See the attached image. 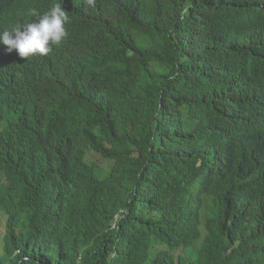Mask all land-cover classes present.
I'll return each mask as SVG.
<instances>
[{"label": "trees", "instance_id": "trees-1", "mask_svg": "<svg viewBox=\"0 0 264 264\" xmlns=\"http://www.w3.org/2000/svg\"><path fill=\"white\" fill-rule=\"evenodd\" d=\"M56 3L0 45V264H264V0L0 10Z\"/></svg>", "mask_w": 264, "mask_h": 264}, {"label": "clouds", "instance_id": "clouds-1", "mask_svg": "<svg viewBox=\"0 0 264 264\" xmlns=\"http://www.w3.org/2000/svg\"><path fill=\"white\" fill-rule=\"evenodd\" d=\"M91 3V0H89ZM0 45L3 52L29 60L51 53L68 37L69 15L61 3L42 13L23 8L0 10Z\"/></svg>", "mask_w": 264, "mask_h": 264}, {"label": "rangeland", "instance_id": "rangeland-1", "mask_svg": "<svg viewBox=\"0 0 264 264\" xmlns=\"http://www.w3.org/2000/svg\"><path fill=\"white\" fill-rule=\"evenodd\" d=\"M3 231H5V225H3V228H2Z\"/></svg>", "mask_w": 264, "mask_h": 264}, {"label": "water", "instance_id": "water-1", "mask_svg": "<svg viewBox=\"0 0 264 264\" xmlns=\"http://www.w3.org/2000/svg\"><path fill=\"white\" fill-rule=\"evenodd\" d=\"M2 15H3V12L0 11V16H2Z\"/></svg>", "mask_w": 264, "mask_h": 264}, {"label": "bare ground", "instance_id": "bare-ground-1", "mask_svg": "<svg viewBox=\"0 0 264 264\" xmlns=\"http://www.w3.org/2000/svg\"><path fill=\"white\" fill-rule=\"evenodd\" d=\"M261 190V189H260Z\"/></svg>", "mask_w": 264, "mask_h": 264}]
</instances>
